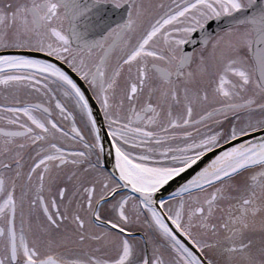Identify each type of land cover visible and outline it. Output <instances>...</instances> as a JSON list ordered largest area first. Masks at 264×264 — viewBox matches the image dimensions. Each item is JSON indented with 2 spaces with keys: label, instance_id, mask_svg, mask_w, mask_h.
Wrapping results in <instances>:
<instances>
[{
  "label": "snow or ice",
  "instance_id": "6c2138e0",
  "mask_svg": "<svg viewBox=\"0 0 264 264\" xmlns=\"http://www.w3.org/2000/svg\"><path fill=\"white\" fill-rule=\"evenodd\" d=\"M0 264H264V0H0Z\"/></svg>",
  "mask_w": 264,
  "mask_h": 264
}]
</instances>
